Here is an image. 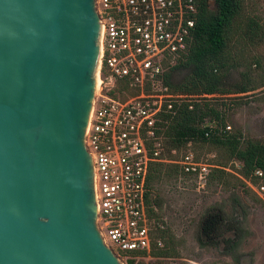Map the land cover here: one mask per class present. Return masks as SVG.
Wrapping results in <instances>:
<instances>
[{
    "label": "water",
    "instance_id": "obj_1",
    "mask_svg": "<svg viewBox=\"0 0 264 264\" xmlns=\"http://www.w3.org/2000/svg\"><path fill=\"white\" fill-rule=\"evenodd\" d=\"M104 0H0V264H125L90 152Z\"/></svg>",
    "mask_w": 264,
    "mask_h": 264
},
{
    "label": "built area",
    "instance_id": "obj_2",
    "mask_svg": "<svg viewBox=\"0 0 264 264\" xmlns=\"http://www.w3.org/2000/svg\"><path fill=\"white\" fill-rule=\"evenodd\" d=\"M196 13V0H104L101 91L90 152L106 217L100 230L125 264L144 253L150 258L152 244L163 246L161 238L152 239L146 202L150 165L171 161L163 152V114L214 95L172 92L165 83L167 68L189 46ZM118 83L125 86L118 89L124 97ZM177 163L203 181L215 167L197 157L190 142ZM248 184L264 190L263 184Z\"/></svg>",
    "mask_w": 264,
    "mask_h": 264
},
{
    "label": "trees",
    "instance_id": "obj_3",
    "mask_svg": "<svg viewBox=\"0 0 264 264\" xmlns=\"http://www.w3.org/2000/svg\"><path fill=\"white\" fill-rule=\"evenodd\" d=\"M196 3L195 27L189 46L165 72L168 88L172 92L214 95L245 93L254 89L250 84L241 83L235 91H229L225 78L229 69L236 65H242L245 69L252 63L258 67L261 65L264 10L260 6L264 0H215L213 7H210L208 0H196ZM249 49L252 50V54L248 55L250 57H246L243 63L239 62L241 50ZM124 88L123 84L118 83L116 90ZM118 92L120 96L126 95L125 91ZM208 98L194 102L191 109L183 105L163 114V152L171 161L159 160L150 165L146 198L149 215L153 218L152 239L161 238L163 246L151 245L149 261L144 259V253L138 260L130 259L127 264H164V258L175 254L176 248L172 246L174 237L168 229L159 225L154 209L157 201L150 199V191L154 183L165 175L182 172L177 158L187 143L190 142V147L209 146L215 151L217 159L209 173V180L222 182L226 175L232 174L225 168L233 166L231 161H238L240 165L235 168L237 180L246 193L252 192L246 181L254 186L264 185V139L246 137L237 129L225 130V113L215 104L207 102ZM240 99L239 96L233 97L234 103ZM255 171H260L261 175H256ZM255 198L264 203L261 198ZM248 233L244 216L228 215L221 206L212 205L205 209L199 219L197 242L200 246L222 249L223 253L232 255L231 264H238L239 257L234 252Z\"/></svg>",
    "mask_w": 264,
    "mask_h": 264
},
{
    "label": "rangeland",
    "instance_id": "obj_4",
    "mask_svg": "<svg viewBox=\"0 0 264 264\" xmlns=\"http://www.w3.org/2000/svg\"><path fill=\"white\" fill-rule=\"evenodd\" d=\"M213 7L215 0H208ZM264 10V3L260 6ZM261 65L252 63L249 68L236 65L229 69L225 85L229 91H235L236 86L250 84L254 89L245 93L228 92L216 94L206 101L218 106L225 113L226 125L230 130H240L244 136L264 139V48H261ZM252 50H241L239 62H245ZM180 75V74H179ZM179 75L177 77H179ZM241 97L234 103L233 97ZM221 103H225L222 105ZM197 157L216 163V153L209 146L192 147ZM178 154V158L179 159ZM212 155V156H211ZM225 168L226 175L222 182L200 180L198 177L179 172L165 175L154 183L150 191V199H156L155 211L159 225L168 229L176 248L175 254L163 259L164 264H228L233 263L230 254L223 253L216 246H200L197 242L198 223L205 209L212 205L221 206L228 215L242 217L249 233L245 235L234 252L239 257L238 264H264V203L256 200V196L264 202V190L252 188L246 193L237 180L235 170L238 161H231ZM260 181V180H259ZM149 261L151 258H144Z\"/></svg>",
    "mask_w": 264,
    "mask_h": 264
},
{
    "label": "bare ground",
    "instance_id": "obj_5",
    "mask_svg": "<svg viewBox=\"0 0 264 264\" xmlns=\"http://www.w3.org/2000/svg\"><path fill=\"white\" fill-rule=\"evenodd\" d=\"M101 50V49H100ZM100 53H101V51H100Z\"/></svg>",
    "mask_w": 264,
    "mask_h": 264
},
{
    "label": "flooded vegetation",
    "instance_id": "obj_6",
    "mask_svg": "<svg viewBox=\"0 0 264 264\" xmlns=\"http://www.w3.org/2000/svg\"><path fill=\"white\" fill-rule=\"evenodd\" d=\"M154 209H155V207H154Z\"/></svg>",
    "mask_w": 264,
    "mask_h": 264
}]
</instances>
